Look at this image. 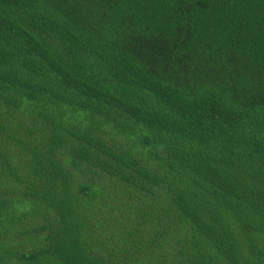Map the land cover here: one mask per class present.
I'll return each instance as SVG.
<instances>
[{
	"label": "trees",
	"instance_id": "obj_1",
	"mask_svg": "<svg viewBox=\"0 0 264 264\" xmlns=\"http://www.w3.org/2000/svg\"><path fill=\"white\" fill-rule=\"evenodd\" d=\"M0 264H264V0H0Z\"/></svg>",
	"mask_w": 264,
	"mask_h": 264
}]
</instances>
